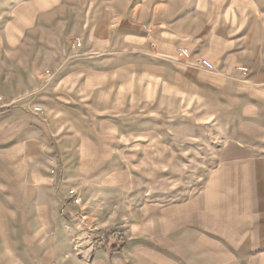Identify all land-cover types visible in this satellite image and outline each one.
Listing matches in <instances>:
<instances>
[{
  "label": "rangeland",
  "instance_id": "1",
  "mask_svg": "<svg viewBox=\"0 0 264 264\" xmlns=\"http://www.w3.org/2000/svg\"><path fill=\"white\" fill-rule=\"evenodd\" d=\"M42 3L0 2V264H264V0Z\"/></svg>",
  "mask_w": 264,
  "mask_h": 264
},
{
  "label": "crops",
  "instance_id": "2",
  "mask_svg": "<svg viewBox=\"0 0 264 264\" xmlns=\"http://www.w3.org/2000/svg\"><path fill=\"white\" fill-rule=\"evenodd\" d=\"M18 1H21V3L20 4L16 3ZM62 1H64V0H41V2H43L42 4L44 6V9L47 11H51L52 12V13H50L51 15L55 14L53 16H56L59 14L60 8H58L59 7L58 5ZM92 1L97 3V2H103V1H108V0H92ZM0 2L15 3L13 5L10 4L11 6H13V9H11L10 11L14 12L15 16H16L17 15L16 11H18V10L26 9V10L31 11L33 8V4H34L35 0H0ZM103 12H104V9H101V8H99V5H96V8L92 9V11H91V14L93 15V17H95L93 22H97L98 24L99 23L101 24L102 23L101 14ZM81 13L82 12L79 11L76 16L81 18V16H82ZM46 32L48 34L53 33V30L51 28L50 29L48 28V30ZM205 60H208V59L205 58ZM251 64L254 66L253 69H255V70H257L259 68L256 60H253L251 62ZM240 66H242V65H240ZM250 71L251 70L249 69L247 72L250 73ZM259 78L260 77L258 74H253L251 76V79H249V82L253 83L255 81H259ZM257 91H258V88L249 87V92L251 94L256 93ZM1 108H3V107H1ZM5 108L6 107L1 109V113L6 111ZM259 110H260V107H257L256 105H251V106H249V107H247L241 111V113H240L241 119L242 120L245 119L246 122H249V124H252L255 121L257 123H262L264 121V119H263V117L259 116V114H261V112H259ZM244 125H248V124H244ZM26 143L28 144V142H26ZM191 219H192V215H191ZM139 241H140V239L138 238L136 240V242H134V243H130V244L126 243L127 245H125L123 247V252H116L118 254L115 256V259L118 261L119 264H148V261H145L144 258H145V256L148 255L149 252L141 249ZM98 254H99V255H97L98 258L95 257V260H94L95 264H98L99 261L104 262L105 260H107V258H106L107 255L105 252L101 251ZM99 259H101V260H99ZM150 261H151V264H187V263H184L185 262L184 260L179 261L177 256L172 255L170 253L167 255H163V254L150 255Z\"/></svg>",
  "mask_w": 264,
  "mask_h": 264
},
{
  "label": "built area",
  "instance_id": "3",
  "mask_svg": "<svg viewBox=\"0 0 264 264\" xmlns=\"http://www.w3.org/2000/svg\"><path fill=\"white\" fill-rule=\"evenodd\" d=\"M142 27L144 28V30H145V32H146L147 35H150V34H151V28H150L149 25H147V24H143ZM77 45L79 46L80 43L77 42ZM180 54H181L182 56H184V57H188L189 54H190L189 49H188L187 47H182V48L180 49ZM202 63H203V65H204L205 67H207V68H211V67H212L211 63H210L208 60L203 59V60H202ZM238 69L240 70V72H241L242 74H245V73H247V71H248L247 67H244V66H239ZM32 110H33L35 113H40V112L42 111V107L36 105V106H34V107L32 108Z\"/></svg>",
  "mask_w": 264,
  "mask_h": 264
}]
</instances>
